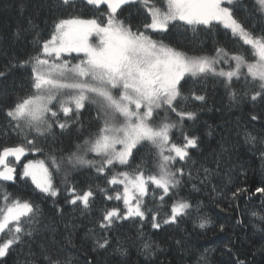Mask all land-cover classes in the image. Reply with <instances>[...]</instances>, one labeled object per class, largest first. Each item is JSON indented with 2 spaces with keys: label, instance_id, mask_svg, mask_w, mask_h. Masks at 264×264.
Wrapping results in <instances>:
<instances>
[{
  "label": "trees",
  "instance_id": "obj_1",
  "mask_svg": "<svg viewBox=\"0 0 264 264\" xmlns=\"http://www.w3.org/2000/svg\"><path fill=\"white\" fill-rule=\"evenodd\" d=\"M230 6L248 31L264 35V13L255 0H233ZM106 8L89 5L87 0H69L68 4L63 0H0V150L23 144L28 152L18 167L15 184L0 181V207L7 195L8 203L29 201L36 209L34 218L26 221L20 243L0 258V264H48L46 256L60 264H264V194L256 192L264 187V98L251 99L259 90L258 81L241 76L228 85L224 78L211 74L186 76L181 90L187 99H180L179 107L194 112L195 117L185 118L172 135L177 143L183 142L182 133L196 137L198 142L189 149V158L177 161L172 169H183L179 184L163 201L159 198L162 190L153 196L154 186H150L144 199L152 212L144 219L116 220L106 229L100 227L105 211L125 209L122 200H108L100 189H107L109 195L122 191V186H109L107 177L131 169L116 166L99 174L87 165L65 163L55 171L50 164L53 156L85 155L84 141L93 139L101 124L97 106L87 104L71 119L59 113V121L66 127L61 129L50 121L53 126L43 135L34 129L21 131L7 115L16 102L34 91L31 64L26 62L41 52L54 25L71 17L102 20ZM120 18L141 29L148 19L140 3L124 5ZM148 34L189 56L215 57L217 49H223L229 56L240 54L249 62L256 59L251 46L220 22L189 26L175 21L166 32ZM63 58L76 62L82 54H64ZM216 67L227 71L234 67V61L221 59ZM193 92L205 99L195 100ZM53 110H57L56 105ZM168 115L172 121L178 119L174 113ZM163 116L161 111L157 122ZM25 136L34 139L35 147L27 144ZM143 144L132 168L141 164L146 172H155L156 150L148 142ZM86 159L97 166L101 163L95 153H87ZM30 160H43L50 166L53 184L59 189L57 196L41 192L30 177L23 175ZM9 163L14 165V160ZM73 186L79 194L89 189L95 193L89 207L79 201L75 205L68 202L71 197L67 189ZM178 201H186L191 207L169 221L172 204ZM153 214L159 228L152 227ZM204 220L207 223L200 227ZM6 238L0 234V242ZM104 239L109 244L101 248L97 241ZM146 242L149 248H145Z\"/></svg>",
  "mask_w": 264,
  "mask_h": 264
},
{
  "label": "snow or ice",
  "instance_id": "obj_2",
  "mask_svg": "<svg viewBox=\"0 0 264 264\" xmlns=\"http://www.w3.org/2000/svg\"><path fill=\"white\" fill-rule=\"evenodd\" d=\"M65 4L69 0H63ZM140 3L146 10L148 19L141 28H134L120 18L124 5ZM87 4L99 8L106 5L104 19H83L71 17L60 19L49 39L42 43L41 52L26 63L31 64L32 94L21 98L11 107L7 115L16 122V128L34 129L38 135L52 128L50 121L59 124L61 129L66 123L59 121V113L71 119L78 116L87 104L97 105V119L101 121L93 139L84 141L85 155L71 153L66 158L51 157V168L60 171L63 164L72 167L87 165L95 167L96 172L105 174L116 166L131 170L112 172L107 177L109 186H122V191L109 195L107 189H100L108 200H122L124 211L119 207L105 211L100 227L109 228L116 220L129 217L144 219L152 209L145 205V197L156 190H162L160 200L169 194L170 189L179 184L182 168L172 170L177 161L189 158V149L197 146V138L183 134V142L173 140V129L182 127L185 118L194 119L195 113L179 107L182 95L181 81L186 76L198 77L209 74L224 78L231 85L233 78L251 77L259 82V90L251 99L264 98V35L256 36L239 21L230 6L233 0H87ZM258 10L264 13V0H255ZM228 5V6H226ZM182 21L189 26L211 25L220 22L231 29L246 45H250L254 62L243 55L229 56L223 49H217L215 57L189 56L183 51L158 42L149 35L152 32H166L169 25ZM97 38L96 43L91 37ZM82 54L77 63L64 59V54ZM223 59L225 63L234 61V67L225 71L216 65ZM246 69V72L242 70ZM2 75V74H0ZM197 101L205 99L202 95L191 94ZM235 96V93H232ZM54 102L59 105L53 110ZM164 116L157 122L160 112ZM174 113L176 121L169 119ZM253 120L257 117L253 116ZM254 139V138H253ZM25 140L35 147L34 139ZM148 142L156 150V171H145L141 164L132 168L136 153ZM79 149L80 146L78 145ZM23 144L4 147L0 150V180L13 181L16 169L9 163V157L19 161L25 154ZM87 153L101 157L99 166L86 159ZM24 176L31 177L41 192L53 197L59 189L53 184V173L43 160H30L24 165ZM75 205L79 201L89 207L95 193L89 189L82 194L73 186L67 189ZM264 194V187L256 189ZM0 207V234L6 239L0 242V257H5L13 245L19 244L25 234L26 221L30 222L36 209L29 201L14 200L9 197ZM191 205L186 201L172 204L170 221H175ZM156 214L152 215V227L159 228ZM169 221H165L167 223ZM206 220L200 227H204ZM30 235V233H28ZM99 247L109 244L107 239L97 241ZM145 248L150 244L145 243ZM48 264H60L50 256L45 257Z\"/></svg>",
  "mask_w": 264,
  "mask_h": 264
},
{
  "label": "water",
  "instance_id": "obj_3",
  "mask_svg": "<svg viewBox=\"0 0 264 264\" xmlns=\"http://www.w3.org/2000/svg\"><path fill=\"white\" fill-rule=\"evenodd\" d=\"M27 154H28V152L26 150L25 154L20 158V160L18 162L15 161L14 157H9V161H11V159L14 160V165H12V164L11 165L15 167L16 172L18 171V167L23 163L22 161H24V159L26 158ZM16 172H15V179L13 181H2V180H0V181L1 182H7L8 184H15L16 177H17V173Z\"/></svg>",
  "mask_w": 264,
  "mask_h": 264
},
{
  "label": "rangeland",
  "instance_id": "obj_4",
  "mask_svg": "<svg viewBox=\"0 0 264 264\" xmlns=\"http://www.w3.org/2000/svg\"><path fill=\"white\" fill-rule=\"evenodd\" d=\"M214 23L216 22V21H213ZM231 30V29H230ZM91 42L92 43H96L97 42V38L95 37V36H93V37H91ZM79 59H81V58H79ZM79 59L75 62V61H72L71 59H68L69 61H71V63H77L78 61H79ZM54 105H56V108L58 109V107H59V105L58 104H56L55 102H54ZM97 106V105H96ZM101 158V157H100ZM102 159V158H101ZM32 161H35V160H32ZM27 164V163H26ZM31 178V177H30ZM130 218V217H129ZM176 220V219H175ZM170 221V220H169ZM1 258V257H0Z\"/></svg>",
  "mask_w": 264,
  "mask_h": 264
}]
</instances>
